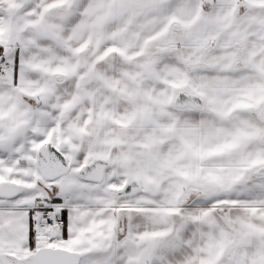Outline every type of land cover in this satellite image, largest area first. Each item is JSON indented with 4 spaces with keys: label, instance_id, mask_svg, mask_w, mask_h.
Instances as JSON below:
<instances>
[{
    "label": "snow or ice",
    "instance_id": "obj_1",
    "mask_svg": "<svg viewBox=\"0 0 264 264\" xmlns=\"http://www.w3.org/2000/svg\"><path fill=\"white\" fill-rule=\"evenodd\" d=\"M0 264H264V0H0Z\"/></svg>",
    "mask_w": 264,
    "mask_h": 264
}]
</instances>
